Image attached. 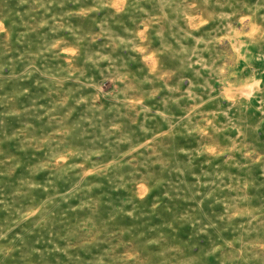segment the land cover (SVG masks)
<instances>
[{"label":"rangeland","instance_id":"obj_1","mask_svg":"<svg viewBox=\"0 0 264 264\" xmlns=\"http://www.w3.org/2000/svg\"><path fill=\"white\" fill-rule=\"evenodd\" d=\"M0 264H264V0H0Z\"/></svg>","mask_w":264,"mask_h":264}]
</instances>
